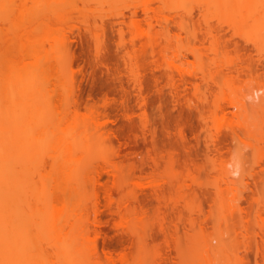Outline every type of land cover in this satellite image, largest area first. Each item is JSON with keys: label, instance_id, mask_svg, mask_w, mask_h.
<instances>
[{"label": "rangeland", "instance_id": "obj_1", "mask_svg": "<svg viewBox=\"0 0 264 264\" xmlns=\"http://www.w3.org/2000/svg\"><path fill=\"white\" fill-rule=\"evenodd\" d=\"M205 4V0H5L0 6V33L4 34L0 36V51L4 46L12 47L17 42L16 55L21 50L19 44L24 47L33 44L28 42L27 37H22L24 34L18 36V33L22 29L24 33L31 30L32 23L27 17L31 18L35 14L34 27L41 39L37 40L36 37L40 36L32 31L39 36L35 35L34 47L39 57L44 54V60H48L44 62L48 76H44L52 79L77 77L79 83L75 92L81 99L82 107H96L108 115L115 135L126 145L124 148L128 156L137 161L136 173L128 183L130 189L138 190L137 200L133 201V213L129 208L124 210L123 216H118L111 214L104 206V185L112 184V176L106 170L103 171L100 185L92 180L81 184V190L84 192L86 186L88 194L91 190L94 193L96 188L100 190L103 205L100 222L96 225L99 230L93 236L98 237L101 253L103 247L115 251L116 255L118 251L126 253L127 256L118 253L122 257L117 256L118 264H124L125 260L128 264H195L199 259L197 251L201 248L204 250L203 243L207 240L208 244L216 245L217 242L212 238L222 233L231 238L228 244H233L232 256L237 261L235 263V259L230 258L234 260L233 264H264V253L261 251L264 248V233L261 231V224H264V112L261 110L256 113L258 118L255 119L259 122L261 119L260 123L263 124L253 138L244 135L243 142L234 141L224 132L221 133L223 129H217L221 123H216V126L212 118L208 124L204 123L207 118H203L208 117L204 115L208 112V106L203 109V114L196 109L191 111L186 102L175 100L167 85L164 86V95H161L153 76L154 73L162 74L167 70L165 66L156 64H165L170 57L193 60L194 48L203 51L206 47L209 49L210 40H201L200 37L211 26L212 30L217 27L220 34L226 35L216 32L226 37L223 41L227 39L226 45H223L229 51L226 48H222V51L224 54L229 53L236 62V67L229 75V84L239 92L241 98L251 87L264 80V45L258 47L253 39L248 38V33L245 32L249 35L247 37L244 32L238 31L239 24L231 27L228 20H217L215 17L209 18L207 22L206 16L202 15ZM31 6L36 13L31 11L33 8L31 12L27 8L29 15H26L27 11L26 17L23 14L28 20L25 26L22 23L25 19L21 16L25 7ZM146 6L150 7L148 13L144 11ZM209 21H212L211 24ZM22 24L23 27L30 24V27L23 28ZM242 24L244 29L245 23ZM250 24L247 26V23L246 27L249 28ZM136 28L159 36L156 37L159 46L158 43L155 46L160 49L159 53L162 50L161 54L155 55L157 50L149 48L148 53L138 40L133 39ZM12 35L15 38L13 41ZM61 47L63 55L60 54L63 51ZM211 52L207 53L213 57L214 51ZM29 58L28 62L32 61ZM39 59L41 63L44 61ZM46 68L40 66L41 71ZM132 70L143 77L142 87L136 86L132 80ZM203 83L202 90L208 96L211 95L209 99L212 100L213 93L219 89L211 82ZM184 90V93L197 99V95L192 94H197V91L191 88ZM208 105L212 106L213 102L210 101ZM145 108L149 125L146 121L144 124ZM182 131L187 133L189 150L185 148L184 139L181 140ZM209 131L223 134L221 150L211 148L212 144L209 146L211 151L208 149ZM130 147L134 150L131 151ZM111 154L119 161L120 156L114 152ZM232 155L240 158L244 170L243 180L230 186L234 189L225 187L230 189L227 196L225 188H222L223 192L218 189L221 192L219 195L216 185L220 182V186H225L224 160ZM143 157L149 160L145 158L147 160L142 163ZM100 164L104 166L102 161ZM51 168L43 167V172L35 174L36 180L33 181L39 184L43 182V173H50ZM45 175L48 179L50 175L52 179L54 176L51 173ZM122 198H126V195L118 194L117 199ZM127 213H132L131 217L127 218ZM45 245L50 250L51 264H59L55 248ZM235 251L239 257H236ZM228 256L224 261H229L231 256Z\"/></svg>", "mask_w": 264, "mask_h": 264}, {"label": "bare ground", "instance_id": "obj_2", "mask_svg": "<svg viewBox=\"0 0 264 264\" xmlns=\"http://www.w3.org/2000/svg\"><path fill=\"white\" fill-rule=\"evenodd\" d=\"M4 1L0 0V6L4 4ZM205 1L206 6H204L205 10L203 9L202 15L206 16L207 22L209 18L214 19L215 17L217 20H228L231 27L239 24L238 31L246 32L250 37L252 36L250 38L245 33V36L253 39L252 41L258 47L264 45V0ZM25 8L21 17L29 15V11L33 7ZM149 9L150 7L146 6L144 11L148 13ZM31 11L36 13L34 8ZM33 16L36 17L35 14L31 18L27 17L28 20L30 19L29 23L30 21L32 23L29 24L31 27L27 25L31 30L24 33V29H22L18 33V36L26 35L22 37H27L28 42L33 44L27 47L19 44L20 47L22 46L19 47L21 50L15 55L16 49L18 50L16 48L18 43L15 40L16 43L12 42L16 45L15 47L13 44L12 47L4 46L0 51V264H51L50 250L45 244L55 248L54 252L50 246L51 251L57 253L55 255H58V261H60L56 260V262L59 264H118L117 256L119 258L121 255L127 256L126 253L121 254L122 251H118L121 254L119 256L118 253L115 254V251L106 250L104 247L101 253L98 237L93 236V233L99 230L96 225L100 222L99 215L103 205L100 190L95 187L97 190L94 193H91V190L88 194L85 185V191L81 190L83 189L81 184L92 180L100 185L103 171L106 170L112 176V184L104 185V206L111 214H118V216H123L124 210L129 208L133 213L132 206L137 200L138 190L130 189L128 183L136 173L135 164L137 161L134 157L128 156L124 148L125 143H122L121 138H117L119 136L115 135L113 127L110 126L111 119L108 115L96 107H82L81 99L75 92L79 83L77 77L65 76L59 79L46 77L48 69L47 66L44 67L46 64L44 62H48V60H44V54L39 57L40 54L34 47L36 46L34 45L36 44L34 39L36 35L34 27L36 21L34 20L36 18L34 19ZM26 19L22 21L23 24L25 21L28 23ZM242 23H245V27L247 23V26L251 24L249 28L244 27L243 29L242 25L244 24ZM26 24L24 25L26 26ZM206 26L209 25L206 24ZM207 28L209 30L204 32L205 35L200 39L210 40L208 41L209 44L211 42L209 49L206 47L207 49L203 51L194 48L193 60L170 57L171 59L165 64H156V66H165L167 70L162 74L154 73V80L161 95H164V90H166L164 86H170L169 90H172L173 96L176 97L175 100H179L178 102L183 100L193 112L196 109L197 112L200 111L199 113L203 114L205 107L211 108L210 112L208 108L206 111L212 117L206 115L209 114L206 112L204 115L208 117H202L203 120L207 118L204 123L208 124L207 122L212 118L211 121L213 119L216 121H213L215 125L221 123L217 127L219 130H225H220L221 133L224 132L223 134L230 136L234 141L243 142L244 135L253 138L256 131L262 128L263 122L260 123L261 119L259 122L255 117L258 116L257 112L261 110L264 112V80L262 79L251 87L250 91L241 98L239 92L229 84V75L236 67V62L229 53L224 54L222 51L223 43L226 45L227 42V39L226 42H223L226 38L223 36L226 35L222 33L223 36H219L220 30H216L217 27H213L215 30H212L211 26ZM250 28L251 30L247 31ZM135 30L133 39L138 40L140 46L147 52L148 48L157 50V52H153L158 55L160 49H158L159 41L156 37L159 36L143 29L139 30V28ZM32 31L35 32L32 33ZM216 32L218 33L216 34ZM3 35L0 33V36ZM13 39L15 38L12 35L11 40L13 41ZM36 39L40 41L41 36ZM156 43H158L157 47ZM225 48L227 49V46ZM56 52L59 55L60 52L58 50ZM63 52L64 50L60 54L63 55ZM207 52H211L213 57ZM27 58L30 60L32 58V61L28 62ZM39 58L44 61L41 63ZM41 65L46 68L43 69L44 72L46 71L45 74L43 70L41 71L42 67L40 69ZM69 65L72 64L69 63ZM131 78L136 86L143 85V77L134 70H132ZM203 82H211L219 89L218 92L213 93L212 100L209 99L211 95L208 96V93L202 90ZM187 88L197 91V94L192 93L197 95V99H194L189 93H184L183 89L187 90ZM201 91H204L205 94ZM209 100L211 103L213 102L212 106L208 105L210 104ZM229 114L232 115L229 116ZM143 117L145 118L144 124L145 121L147 124L149 117L146 108ZM219 130L217 133H220ZM180 133L181 140L184 139L185 148L189 147L187 133L185 131ZM210 133L208 134L209 141H207L208 149L211 147L216 151L221 150L223 134L221 136L214 132L215 134L210 136ZM211 144L214 147L210 146ZM130 149L134 150L133 147ZM209 150L211 151V149ZM136 151L138 152V150ZM136 151L135 153H137ZM112 152L120 156L119 161L113 158ZM145 158L147 157L141 159L142 163ZM99 160L104 163V166L100 164ZM224 163L226 164L223 171L225 186H223V182L220 186L219 182L216 185L218 186L217 191L231 185L235 186L233 183L237 184V181L243 178L244 170L240 158L232 155L227 157ZM46 166L52 167L50 173L52 176L54 175L53 179L56 182L50 178L51 175L49 179L46 178L45 174L48 176L50 174L48 172L43 173L46 180L44 179L40 184L34 182L35 174L43 172L41 169ZM57 173L60 177L57 176ZM226 188L227 196L230 189ZM71 191L75 192L72 194ZM157 191L159 192L158 189ZM217 191L216 194L220 193L219 195H221L224 189L221 192L218 191L219 193ZM118 194H125L126 198L117 199ZM227 204L231 206L229 202ZM132 213H127L125 216L131 217ZM261 231L264 233V224H261ZM224 234L226 235V233H222L212 238L217 242L216 245L208 244L207 240L203 243L205 244L204 250L201 248L200 251H197L196 255H199V259L195 264L227 262V260L224 261V258H227L230 251L229 261L235 259V263H237L236 258L232 256L234 254H232L233 244H228L231 238L225 237ZM261 251L264 253V248ZM199 252L201 253L199 254ZM237 253L235 251L236 257H239ZM225 255L226 257H224ZM49 260L50 262H48ZM122 260L124 261V258ZM123 261L122 263H124ZM228 262L226 264H233L234 260ZM125 263L128 264L126 260Z\"/></svg>", "mask_w": 264, "mask_h": 264}]
</instances>
